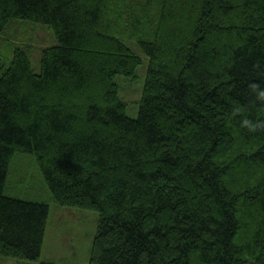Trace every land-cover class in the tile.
<instances>
[{
  "label": "trees",
  "instance_id": "1",
  "mask_svg": "<svg viewBox=\"0 0 264 264\" xmlns=\"http://www.w3.org/2000/svg\"><path fill=\"white\" fill-rule=\"evenodd\" d=\"M25 21L56 42L38 73L25 47L0 63V257L44 239L48 205L4 193L23 152L98 213L89 264H264V0H0V36Z\"/></svg>",
  "mask_w": 264,
  "mask_h": 264
},
{
  "label": "rangeland",
  "instance_id": "2",
  "mask_svg": "<svg viewBox=\"0 0 264 264\" xmlns=\"http://www.w3.org/2000/svg\"><path fill=\"white\" fill-rule=\"evenodd\" d=\"M56 42L53 30L38 22H13L0 36V63L10 60L14 47L28 50L31 67L39 72L41 51ZM142 63L136 70L134 82L118 76L119 98L126 105V115L138 114L148 58L134 42L126 41ZM5 195L25 201L45 203L49 207L44 239L37 261L0 257V264H89L92 241L98 227L99 215L94 210L58 205L44 180V176L31 153L16 152L9 163Z\"/></svg>",
  "mask_w": 264,
  "mask_h": 264
},
{
  "label": "clouds",
  "instance_id": "3",
  "mask_svg": "<svg viewBox=\"0 0 264 264\" xmlns=\"http://www.w3.org/2000/svg\"><path fill=\"white\" fill-rule=\"evenodd\" d=\"M260 95H261V96H264V92L260 93ZM244 123L247 124L248 122L245 121Z\"/></svg>",
  "mask_w": 264,
  "mask_h": 264
}]
</instances>
